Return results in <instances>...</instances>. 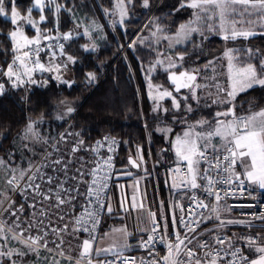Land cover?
<instances>
[{
  "label": "snow or ice",
  "instance_id": "obj_1",
  "mask_svg": "<svg viewBox=\"0 0 264 264\" xmlns=\"http://www.w3.org/2000/svg\"><path fill=\"white\" fill-rule=\"evenodd\" d=\"M140 4L145 10L152 8L150 0H140ZM75 8L74 0H31L30 6L23 10L17 0H0V16L8 18L12 26L9 30L0 29V36L7 41L5 46H0V57H3L0 96L13 89L30 90L34 85L46 88L49 80H38L37 72L41 76L45 72L54 73L58 84L71 89L76 80L71 76L65 78L64 73L77 64L86 69L83 71L86 85L98 81L96 69L102 68L103 62L89 69L78 54L65 51V44L75 42L81 35ZM135 8L136 0H116L111 10L101 5V12L109 17L113 29L124 27L127 35L126 24L131 22ZM46 9L53 13V29L39 27L48 19ZM181 9L193 12L192 18L181 23L178 30L169 35L171 30L166 31L160 18L153 16L134 33L135 39L128 42V47L135 49L137 43L144 44L150 38L157 45L161 40L168 42L169 54L165 56L157 51L155 63L149 65L148 71L162 66L171 86L164 88L149 83L148 96L153 101L154 113H163L184 128L169 142L176 159L168 171L172 173L170 188L190 195L188 208L173 202L170 220L168 214L158 219L156 212L147 210L149 226L140 230L137 240V247L146 254L143 257L125 254L133 250L129 242L132 234L126 227L113 230L119 231L120 243L99 246L102 245L97 234L101 218L114 212L108 199L113 177L131 173L126 168L121 171L115 167V158L111 155L118 144L115 137L104 135L92 143L88 131L72 122L77 109L65 97L49 105L54 111L38 110L34 117H29L11 146L0 155V264H264V232L229 236L218 231L228 225H242L250 230L258 226L255 221L264 225V209L235 218L222 215V211L231 212V206L225 203L221 207L222 201L244 196L252 185L264 194V107L256 104L253 107L258 111L250 107L243 116L236 111L241 93L259 90L264 99V49L255 45L247 47L248 60L239 64L234 63L236 50L227 48L224 52L227 75L223 84L216 75L218 58L206 57L202 66L199 63L204 52L203 41L212 33L222 36L224 41L258 36L264 40V0H177L169 14ZM34 10H38V20L33 17ZM62 12L74 22L73 28L63 32L60 31ZM26 26L33 27L35 35L29 36ZM145 30L148 36L141 35ZM83 35L88 37V42L80 44L79 49L96 52L97 38L104 35L103 25L91 20L84 26ZM197 36L200 44L195 42ZM42 41L48 43L43 45ZM182 42L185 50L173 52V45ZM45 49L49 56L47 65L40 56ZM56 57L62 59L53 62ZM189 61L192 66L186 67ZM208 72L213 75H206ZM23 99L30 103V97ZM165 99L171 101L170 116L169 108L159 103ZM245 103L252 105L248 100L239 107L243 109ZM221 106L222 110H218ZM202 108L217 110L209 113L213 117L209 120L199 115ZM48 116L53 117V122H59L58 130L42 131L41 125ZM157 130L172 133L167 125ZM10 135V131L0 132L4 140ZM102 147L107 148L108 154L100 155ZM3 148L0 143V149ZM169 149L162 148L159 155H166ZM144 151L137 144L135 158L129 155L127 159L131 166L143 168L145 175L150 176ZM157 163L167 167L162 159ZM138 185L139 180L133 185L127 207L126 197H121L120 211L144 209L143 198L136 194ZM118 187L123 191V185ZM200 190L205 199L214 201L212 205L196 195ZM159 206L163 208L164 201ZM177 206L179 217L175 212ZM201 210L209 211L206 214ZM169 222L173 226L171 234ZM208 222L215 226L201 227ZM158 243L166 248L162 257L156 251Z\"/></svg>",
  "mask_w": 264,
  "mask_h": 264
},
{
  "label": "trees",
  "instance_id": "obj_2",
  "mask_svg": "<svg viewBox=\"0 0 264 264\" xmlns=\"http://www.w3.org/2000/svg\"><path fill=\"white\" fill-rule=\"evenodd\" d=\"M150 2L152 8L148 11L141 7L140 0H136V8L132 10L134 14L131 22L126 24L128 31L125 35L124 27L117 26L112 29L108 22L109 17L101 12V5L111 10L116 0H74L76 4L75 19L80 24L96 20L98 24L103 25L104 35L97 42L99 47L96 52H83L79 49L80 44L88 42V37L83 34L76 37L75 42H68L65 51L78 54L89 69L103 62V67L96 69L98 81L91 86L86 85L83 80V71L86 69L81 64H77L68 69V77L71 76L76 80L71 89L63 84H58L54 79V73L45 72L41 76L37 72L38 80H49L46 88L34 85L30 90L13 89L0 96V132L4 134L11 132L7 140L0 136V143L4 146L3 149H0V155L4 154V149L11 146L17 134L23 130L29 117H34L38 110L54 111L49 105L56 104L65 97L72 100L77 109L72 122L78 128L88 131L92 143L104 134H109L120 142L119 164L127 163L129 155L135 157L137 144L143 146L145 155H149L151 152L154 156L157 149L166 147L163 135H159L156 129L159 125H167L171 121L163 114L159 115L160 113L153 112V101L148 96L149 83L162 85L164 88L171 86L167 79V73L161 66H157L156 70L152 72L148 71L149 65L155 63L156 52L162 49V45L156 47L152 42L137 43L136 48L131 49L128 47V42L135 39L134 33L142 29L153 16L159 17L161 25H166L171 33L178 30L181 23L187 22L190 15L187 9L169 14L171 8L177 4V0H150ZM17 3L23 10L30 6L31 0H17ZM33 12L34 15H39L38 10ZM46 16L48 19L41 23L40 28L53 29L55 23L53 13L46 9ZM73 26V18L62 12L60 14V31H66ZM11 27L8 18L0 16V29L9 30ZM81 27L80 30H82ZM31 30L32 28L28 27L29 34L33 35ZM141 35L147 36V30L143 31ZM196 41L198 43L197 37ZM230 42H232L230 47L236 50V57L241 64L248 60L245 54L247 47L255 45L264 49V40L259 36L250 40L239 39ZM6 44L5 38L0 36V46ZM222 47H224L222 36L210 37L204 47V56L200 57V65L204 63L206 57H213ZM187 48L191 52V45H188ZM177 50L184 51L185 44L175 46L172 51ZM2 61L3 57H0V63ZM25 96L30 97V103L23 99ZM248 100L252 101V105L245 103L243 109L239 107L241 102ZM161 102L164 106L171 108L170 99L159 103L161 104ZM256 104L264 107V99L261 98L259 90H249L247 94L241 93L237 97V105L242 112L237 113L243 114L250 107L251 110H258L253 107ZM215 110L203 109L199 115L211 120L213 117L209 113ZM58 125L59 122H53V117L48 116L41 125V129L44 132H47L49 128L58 130ZM165 164L167 165L168 162L165 161ZM163 167L166 168V166ZM231 228L234 229V232L230 233L237 235L244 230ZM253 231L264 232V225L254 227Z\"/></svg>",
  "mask_w": 264,
  "mask_h": 264
},
{
  "label": "crops",
  "instance_id": "obj_3",
  "mask_svg": "<svg viewBox=\"0 0 264 264\" xmlns=\"http://www.w3.org/2000/svg\"><path fill=\"white\" fill-rule=\"evenodd\" d=\"M165 125H159V127H164ZM157 130V129H156ZM158 134L160 131H158ZM182 131H176L175 134L172 133L168 134L170 137L167 139L166 147L164 149H169V142L170 140H174L176 134H181ZM165 134V133H164ZM164 134L163 137H164ZM173 134V135H172ZM167 135V134H166ZM165 138V137H164ZM160 150L158 149L154 154L149 153V155H145L144 152V159L148 162L147 166L149 169V172L151 173L150 176H146L145 172L143 171V168H136L134 166H131L128 162L127 163H120L118 165L117 170H124L125 168L131 173L130 175H121L118 178L115 177V180L113 182L112 191L110 194V202L113 206L114 212L111 215L106 214L104 218V224L101 233L99 234V237L102 240L103 247H107L112 242H117V240H121L119 231H113V230H119L122 228L127 229L129 233L132 235L129 237V242L132 244L133 250H138L137 247V238L136 235L139 233L141 235L140 230L142 228L148 227L149 225L146 223L147 220V210L150 209L151 211H154L157 213V218L159 219L161 215L168 214L169 220L171 217V209L173 202H179L182 203L184 206H186L189 196L185 195L184 190H176L171 189L168 186V183L165 182L166 175H165V168L157 163L158 159H162L163 161H167L168 164H172L175 162V153L173 150H170L167 152L166 155L160 156ZM135 158V157H134ZM155 165V167H153ZM239 170V169H238ZM139 180L138 185V191L137 196L138 198H143L144 203V209H141L139 211L132 210L130 213H124L120 211V199L122 196L126 197L125 199V206H128V198L131 197L133 193V185L136 184V181ZM118 185H123V191L118 187ZM260 193V189L257 188L255 185H253ZM199 195H202L201 190L197 191ZM117 195V198H114ZM261 194V193H260ZM262 196L264 194H261ZM112 196V197H111ZM264 197V196H263ZM160 201H164V207L161 208L159 206ZM225 201L221 202V207L223 209V205L225 204ZM227 204V203H226ZM79 209V208H78ZM77 209V211H78ZM179 207L177 206L175 209L177 217L179 216ZM222 215L225 217H231V216H238L237 212L231 211V212H225L222 211ZM125 223L127 225H125ZM214 224H208L205 228H213ZM226 230H230L229 232H234L233 228H224ZM173 231V226L171 222H169L168 226V232ZM105 233H108V236H105ZM137 239V240H133ZM103 240H106L108 243H103ZM121 241L117 242L120 243Z\"/></svg>",
  "mask_w": 264,
  "mask_h": 264
},
{
  "label": "built area",
  "instance_id": "obj_4",
  "mask_svg": "<svg viewBox=\"0 0 264 264\" xmlns=\"http://www.w3.org/2000/svg\"><path fill=\"white\" fill-rule=\"evenodd\" d=\"M53 47H55V44L53 45ZM104 135H109V134H104ZM104 135H102V136H104ZM100 138H98V139H100ZM98 139H96V140H98ZM119 148H120V142L118 141V144L116 146L115 152L111 154L115 158V167H116V169H117V165H118ZM99 151H100V155L101 156L108 154L106 147H102ZM171 166H174V164H171V165L167 166L166 171H165L169 185H170L172 173L168 171V167H171ZM182 167H183V165H182ZM114 179H115V176L113 177V181H114ZM112 184H113V182H112ZM246 187H247V185H246ZM111 188H112V185H111ZM110 192L108 194V199H109V196H110ZM249 193H251V194H249ZM197 196L200 199H205L204 197H201L199 195H197ZM253 197H255V199H253ZM190 199H191V197L188 199V202H187V204L185 206V209L188 208L189 203H190ZM205 202L206 203H209L210 205H212L214 203V201L211 198L205 199ZM226 203H227V205L231 206L232 211L238 213V216H231V217H235V218H240L242 216V214H247V213H251V212H259L262 209H264V197L260 195V193L254 188L253 185L250 187L249 191H246L245 192L244 196H242V197L241 196H237L236 198H229L226 201ZM248 205H253V207H248ZM79 211H80V209H78L77 212H79ZM201 211L207 214L209 210H201ZM180 214L181 213H180V209H179V216H180ZM104 218H105V215L101 218V222L99 224L98 233H97L98 236H99L100 231H101V229L103 227ZM244 218H247V217H244ZM211 223L214 224L213 222H208V223L202 225L201 227L202 228H205L208 224H211ZM255 223L257 225H262L259 221H255ZM177 227L182 228L183 226L180 225V224H177ZM231 227H235L238 230L244 229L241 232V234H247L249 231H251L252 233H256L255 231H253V228L249 230V229H246L242 225H238V226L228 225L227 226V228H231ZM198 231H199V229H198ZM218 231H219V234H221V235H224V234H227L229 236L232 235L229 232L230 230L222 229V230H218ZM168 233L171 234L172 232H168ZM209 243H211V237H209ZM156 251L159 254V256H161V257L166 254V248H165V246L164 245H161L159 243L156 246ZM125 254L126 255H130V256H137V257H143V256L146 255L145 252H144V250L142 248H139L138 250L129 251V252L125 253ZM101 258H103V257H101Z\"/></svg>",
  "mask_w": 264,
  "mask_h": 264
},
{
  "label": "rangeland",
  "instance_id": "obj_5",
  "mask_svg": "<svg viewBox=\"0 0 264 264\" xmlns=\"http://www.w3.org/2000/svg\"><path fill=\"white\" fill-rule=\"evenodd\" d=\"M187 11H188V14L190 15V19L192 18V12H193V10H191V9H187ZM45 14H46V10H45ZM33 17H35L37 20H38V18H39V15H34V12H33ZM108 22H109V24L111 25V23H110V21H109V19H108ZM89 23H85V22H82L81 24H80V26H82L81 28H82V30H80L81 31V34H83V28H84V26H86V25H88ZM161 24V23H160ZM40 25L41 24H39V27H40ZM163 26V25H162ZM28 27H31V26H26L25 27V31H26V33L29 35V36H33V35H35V29L33 28V27H31L32 28V32H33V35H30L29 34V31H28ZM164 27V29L166 30V31H168V29H167V26L165 25V26H163ZM113 29V28H112ZM147 34H148V31H147ZM168 34L169 35H171V33L170 32H168ZM95 35V34H94ZM216 35H218V34H216V33H212V34H210L209 35V37H208V39L210 38V37H213V36H216ZM148 36V35H147ZM220 36V35H219ZM101 38V37H100ZM100 38H97V42L99 41V39ZM197 39H198V43H197V41H196V43L197 44H200L201 43V41H200V37L199 36H197ZM207 39V40H208ZM207 40H205V41H203V46L205 47V44H206V41ZM145 42H152L153 43V45L154 46H159V45H162V49L160 50V52H163L164 54H165V56H167L168 54H169V51H168V47H167V44H168V42L167 41H164V40H161L160 41V43L157 45L156 44V42H155V39L154 38H150V40H146ZM232 42H230V41H224V47H222L221 48V50L216 54V55H214L213 57H216V58H218L217 59V61H216V64H215V68H216V75L218 76V78H219V81H220V83L221 84H223L224 82H225V77H226V75H227V67H226V65H227V58L224 56V52L227 50V48H232V47H230V44H231ZM42 44L43 45H46L47 44V41H42ZM67 44V43H66ZM66 44H65V47H66ZM180 44H185V43H180ZM180 44H174L173 45V48L175 47V46H177V45H180ZM173 48H172V50H173ZM123 51H124V49H123ZM192 51V50H191ZM46 53V49L45 50H42L41 51V53H40V56H41V61L42 62H44L46 65L48 64V62H49V56L48 55H46L45 54ZM204 56V52L201 54V58ZM233 56H234V63H239V64H241L239 61H238V59H237V55L235 54V52L233 53ZM60 59H62V58H60V57H56V58H54V60H53V62H58ZM186 60H187V58H186ZM191 62L189 61L188 63H186V67H190V66H192L191 64H190ZM203 64H201V66H202ZM162 67V66H161ZM163 68V67H162ZM69 71V70H68ZM68 71L67 72H65L64 73V75H65V77L67 78L68 77ZM206 75H209V76H211V75H213V73L212 72H208ZM200 83L201 84H203L204 83V81H200ZM152 85H155V84H152ZM163 101V100H162ZM160 102V101H159ZM161 105L162 106H164L163 105V103L161 102ZM164 107H166V106H164ZM171 108H169V110H170ZM203 109H206V110H209V108H202L201 109V112L200 113H202V111H203ZM217 110V109H216ZM218 110H222V106H221V109H218ZM259 110V109H258ZM258 110H252V111H258ZM237 112H242L241 110H239L238 109V107H237V110H236ZM161 114H163V113H160L159 115H161ZM170 114H171V112L169 111V116H170ZM246 114H248V111H245L243 114H238L237 113V115H240V116H243V115H246ZM164 116H165V114H163ZM162 115V116H163ZM165 118H167L169 121H171V123H169V124H167V126H169V127H171L172 128V130H173V134H175V132L176 131H182L183 132V130H184V128H183V126L181 125V124H179V123H175V122H173L170 118H168V116H165ZM160 133H162V132H160ZM162 134H164V133H162ZM172 134V135H173ZM164 137L165 138H163V139H165L166 141H167V139L170 137V135H166V134H164ZM158 150V149H157ZM260 193H261V191H260ZM262 194V193H261ZM264 196V195H263ZM112 197V196H111ZM113 197H114V194H113ZM114 198H117V195L114 197ZM125 225H127L126 223H125ZM102 231V230H101ZM139 237H140V235H139V233L136 235V238L137 239H139ZM137 239H133V240H137ZM119 241H121V240H119ZM118 240H117V242H119ZM103 243H108L106 240H103Z\"/></svg>",
  "mask_w": 264,
  "mask_h": 264
},
{
  "label": "water",
  "instance_id": "obj_6",
  "mask_svg": "<svg viewBox=\"0 0 264 264\" xmlns=\"http://www.w3.org/2000/svg\"><path fill=\"white\" fill-rule=\"evenodd\" d=\"M171 83V82H170Z\"/></svg>",
  "mask_w": 264,
  "mask_h": 264
}]
</instances>
